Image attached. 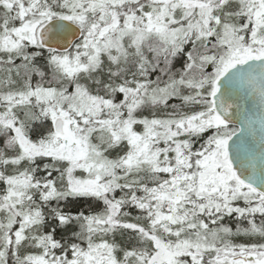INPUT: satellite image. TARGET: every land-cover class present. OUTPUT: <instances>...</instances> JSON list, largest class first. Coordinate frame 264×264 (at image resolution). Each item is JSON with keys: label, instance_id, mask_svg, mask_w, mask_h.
<instances>
[{"label": "snow or ice", "instance_id": "1", "mask_svg": "<svg viewBox=\"0 0 264 264\" xmlns=\"http://www.w3.org/2000/svg\"><path fill=\"white\" fill-rule=\"evenodd\" d=\"M0 264H264V0H0Z\"/></svg>", "mask_w": 264, "mask_h": 264}]
</instances>
